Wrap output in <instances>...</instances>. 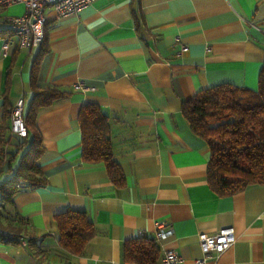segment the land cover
Returning <instances> with one entry per match:
<instances>
[{
    "label": "crops",
    "instance_id": "1",
    "mask_svg": "<svg viewBox=\"0 0 264 264\" xmlns=\"http://www.w3.org/2000/svg\"><path fill=\"white\" fill-rule=\"evenodd\" d=\"M22 11L14 4L0 12V124L20 98L27 111L33 71L41 86L69 94L39 108L29 129L43 146L37 163L45 183L20 190L12 204L0 201V226L17 235L0 239V264H134L122 244L135 238L155 240L160 254L173 248L191 264L202 257L198 233L227 226L234 244L207 263L264 264V184L212 191L209 149L182 113L201 89L257 88L264 0H93L65 17L47 6L42 45L13 41L3 53V18ZM86 103L108 116L122 184L102 161L82 159L78 114ZM10 176L1 172L0 183ZM67 209L84 210L95 227L81 254L59 244L56 215ZM159 223L172 233L158 241Z\"/></svg>",
    "mask_w": 264,
    "mask_h": 264
},
{
    "label": "trees",
    "instance_id": "2",
    "mask_svg": "<svg viewBox=\"0 0 264 264\" xmlns=\"http://www.w3.org/2000/svg\"><path fill=\"white\" fill-rule=\"evenodd\" d=\"M45 38L46 29L40 46ZM31 86L33 96L27 111H23L25 135L11 131L12 108L3 114L0 124V173H11L0 183V201L9 204L20 190L45 183L37 163L43 146L38 136L30 135L29 129L39 108L69 94L62 89L41 86L35 71ZM182 113L191 130L205 140L209 149L207 183L212 191L229 195L249 184H264V62L257 88L230 83L204 88L182 103ZM78 124L82 159L102 161L109 177L122 184L123 171L113 156L108 116L98 105L86 103L79 111ZM12 145L14 151L10 152L7 148ZM56 224L60 246L73 254H81L95 235V227L84 210L67 209L56 215ZM160 252L157 242L150 238H135L122 244L123 259L134 264H155Z\"/></svg>",
    "mask_w": 264,
    "mask_h": 264
},
{
    "label": "built area",
    "instance_id": "3",
    "mask_svg": "<svg viewBox=\"0 0 264 264\" xmlns=\"http://www.w3.org/2000/svg\"><path fill=\"white\" fill-rule=\"evenodd\" d=\"M93 0H0V12L14 4H23L21 15L5 16L3 20L8 24L10 33L4 38L2 51L6 53L9 45L15 41L19 48L31 49L38 46L45 37V8L50 6L59 17H65L79 12ZM186 50V46H182ZM79 87H83L80 85ZM86 89V88H85ZM11 131L23 136L26 132L23 120V99L20 98L12 107ZM172 233V229H165L163 223L157 225L156 240H162ZM16 234L0 226V239H15ZM20 244L26 245L23 238L17 237ZM236 236L232 226L222 227L214 233L199 232L198 241L202 257L195 258L191 264H208L207 258L218 255L234 244ZM155 264H183L182 256L173 248H166L158 257Z\"/></svg>",
    "mask_w": 264,
    "mask_h": 264
},
{
    "label": "rangeland",
    "instance_id": "4",
    "mask_svg": "<svg viewBox=\"0 0 264 264\" xmlns=\"http://www.w3.org/2000/svg\"><path fill=\"white\" fill-rule=\"evenodd\" d=\"M21 5L23 6V11L22 13L24 12V5L21 3ZM11 6V5H10ZM7 8V7H6ZM22 13L20 14H12V15H9V14H5V16H15V15H21ZM17 137V136H16ZM17 159L19 158V155L16 157Z\"/></svg>",
    "mask_w": 264,
    "mask_h": 264
}]
</instances>
